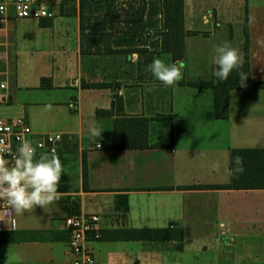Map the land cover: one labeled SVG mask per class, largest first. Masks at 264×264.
Here are the masks:
<instances>
[{"label":"crops","instance_id":"crops-1","mask_svg":"<svg viewBox=\"0 0 264 264\" xmlns=\"http://www.w3.org/2000/svg\"><path fill=\"white\" fill-rule=\"evenodd\" d=\"M180 1V26L166 0L67 1L56 9L65 67L24 78L8 72L10 18L0 33L9 85L0 118L61 133L51 155L64 170L54 203L14 214L13 230L4 222L15 241L0 243V264H69L62 221L80 214L98 217L99 239L87 243L94 264H264V87L227 86L226 118L215 117L212 91L214 47L224 42L243 54L249 79L264 82V0ZM70 9L72 22L60 16ZM173 41L180 59L164 48ZM155 58L182 60L183 79L156 81L146 70ZM115 124L134 146L113 147ZM233 151L242 173L232 172ZM171 225L180 239L140 237Z\"/></svg>","mask_w":264,"mask_h":264},{"label":"clouds","instance_id":"clouds-1","mask_svg":"<svg viewBox=\"0 0 264 264\" xmlns=\"http://www.w3.org/2000/svg\"><path fill=\"white\" fill-rule=\"evenodd\" d=\"M244 62V56L238 48L228 42L217 45L214 47L213 56V63L217 67L213 76L218 82H226L235 71L240 86L246 87L248 76L242 71ZM184 67L182 60L167 64L162 59L155 58L147 65L146 70L165 87H172L183 79ZM92 134L99 135V132L93 129ZM12 159L14 163L10 165L8 160L0 157V200L5 203L9 213L22 215L37 207L45 209L58 199V188L64 169L57 156L44 152L37 154L33 143L24 140ZM234 164L232 172L244 171L242 157H234Z\"/></svg>","mask_w":264,"mask_h":264},{"label":"built area","instance_id":"built-area-1","mask_svg":"<svg viewBox=\"0 0 264 264\" xmlns=\"http://www.w3.org/2000/svg\"><path fill=\"white\" fill-rule=\"evenodd\" d=\"M63 5L69 6L64 0H0V33L7 30L11 17L34 21H51L56 16V9ZM2 60L0 53V62ZM7 74L0 72V101L7 98L9 85L5 78ZM28 140L40 152L55 154L62 134L58 132L34 133L23 117L0 118V157L14 163L13 156L22 141ZM98 147V146H97ZM13 230L16 227L14 213H9L5 203L0 200V231L5 228ZM63 229L68 233L66 255L69 264H94L92 251L87 247L88 236L99 239L98 217L84 215L66 217L62 221Z\"/></svg>","mask_w":264,"mask_h":264},{"label":"rangeland","instance_id":"rangeland-1","mask_svg":"<svg viewBox=\"0 0 264 264\" xmlns=\"http://www.w3.org/2000/svg\"><path fill=\"white\" fill-rule=\"evenodd\" d=\"M73 14V10L70 9L68 13L61 12L60 16H63L65 21L72 22ZM61 20L62 18H57L56 15L53 20L54 28H49L45 26L49 23L37 24L34 20L16 19L13 24L14 31L11 35L9 34L8 40V42L12 43L8 48V72L16 71L15 75L24 78L34 73H47L50 69L62 70V67H65V62H63L62 56L59 54V48L65 44L62 41L61 43L58 42L60 39L57 40V38L59 35L65 34L63 27L65 28L66 24L61 22L60 26L62 27L56 26ZM70 33L68 32V34ZM11 78L12 76L10 75L8 77L9 81ZM64 260L66 262L65 258Z\"/></svg>","mask_w":264,"mask_h":264},{"label":"trees","instance_id":"trees-1","mask_svg":"<svg viewBox=\"0 0 264 264\" xmlns=\"http://www.w3.org/2000/svg\"><path fill=\"white\" fill-rule=\"evenodd\" d=\"M69 2L72 0H64V2ZM170 3V9H171V18L172 20L180 26V21H181V13H180V0H166V3L164 5L168 6L167 4ZM43 21L42 23H44ZM167 51H169L172 55L173 59H180L182 58V44L181 41H173L171 42L167 47H164ZM245 54H246V46L244 48ZM215 66V70H216ZM214 70V71H215ZM242 71H244L248 78L246 80V85L248 87H264V82H254L249 79L248 75V65L247 62H244ZM216 80V86L212 87L213 91V102H214V114L216 118H226L227 116V103H226V87L231 86V87H241L239 83V77L237 76V73L234 71L233 73L230 74L229 79L226 82H218L217 78L214 76ZM198 83H193V85H197ZM209 83H200L198 85H207ZM86 87H103L105 86L104 84H86L83 85ZM140 122H144L145 125H147V120L143 119ZM124 128L128 129V126H125ZM130 130V129H128ZM145 130V129H144ZM131 131V130H130ZM128 131V132H130ZM117 126L115 124V129H114V136H113V142L112 145L113 147H130L134 146L135 142L132 143V138L128 137L126 140L123 142L118 140L117 136ZM132 137V136H131ZM121 144V145H120ZM142 146H146V144H143ZM257 152H262V151H257ZM236 151H233V157ZM173 225L171 227L169 226L167 229H160V230H144L143 234L140 235L141 238L145 240H170V239H180L181 238V232L179 229H176V231L172 230ZM173 232H177V234H172ZM14 232H9V231H0V243L1 242H12L15 241L14 238Z\"/></svg>","mask_w":264,"mask_h":264}]
</instances>
